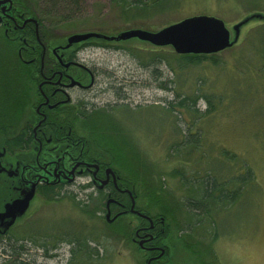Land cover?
<instances>
[{"label": "rangeland", "instance_id": "1", "mask_svg": "<svg viewBox=\"0 0 264 264\" xmlns=\"http://www.w3.org/2000/svg\"><path fill=\"white\" fill-rule=\"evenodd\" d=\"M16 3L21 15L34 17L22 0ZM160 7L164 10L159 11ZM155 8L159 12L129 23L110 0H82L75 13L88 22L86 26L153 31L189 16L215 15L225 21L231 40L236 23L252 14L261 16L241 26L232 46L208 54L218 64L209 57L180 69L179 53L171 45L157 46L138 37L112 42L91 38L74 44L80 61L95 72L96 81L88 89L73 91L76 101L69 112L78 116L75 104L93 111L100 107L91 117L74 120L76 132L88 139L95 153L106 159L111 156L121 183L135 190L145 212L167 218L164 241L170 250L163 264H264V0H162ZM6 27L0 25V83L4 63L8 80L2 81L7 82L10 97L0 116V155L4 165H15L16 160L35 164L39 144L23 149L12 148L11 140L10 146L6 142L40 118L36 112L39 67L27 62L37 53L30 48L36 43L31 35ZM49 28L41 27L40 36L51 49L66 45L74 33ZM24 39L30 42L26 51ZM69 71L89 83L87 71L78 67ZM183 98L186 106L179 105ZM109 116L119 136L105 121ZM193 138L196 142L187 144ZM136 152L154 165L150 177L144 174ZM45 154L43 150L40 156ZM247 168L253 175L231 204L225 207L222 202L209 218L195 215L189 201L199 198L196 187L208 174L233 190L238 185L236 176ZM26 175L30 177L29 171ZM15 180L0 172V211L17 196ZM87 182V177H80L76 184L53 189L49 197L41 193L42 188L36 191L26 212L16 218L13 231L21 237L43 231L47 243L45 247L19 241L25 243V259L33 264H147L150 254L132 241L131 216L108 224L102 208L95 214L81 208L79 200L93 194L92 189H79ZM91 209L96 212V206L91 204ZM75 232L89 236L76 256L72 249L77 242L69 240ZM2 240L6 243L7 238ZM2 248L0 264H6L9 256Z\"/></svg>", "mask_w": 264, "mask_h": 264}, {"label": "flooded vegetation", "instance_id": "2", "mask_svg": "<svg viewBox=\"0 0 264 264\" xmlns=\"http://www.w3.org/2000/svg\"><path fill=\"white\" fill-rule=\"evenodd\" d=\"M16 2L17 0H0V25L5 24L7 29L15 28L17 31H21L23 36L31 35L35 39L36 45L31 44L30 48L31 53H37L27 62L38 63L39 67L36 112L40 118L34 126L30 122L21 132L13 136L10 139L11 147L18 146L25 149L28 144L37 143L40 148L35 158V164L16 160L15 165L7 162H5L7 165H4L1 156L2 166H0L4 168L0 172L3 175L14 177L16 183L18 181V184L15 185L16 197L22 196V190L32 184L36 185V191L44 187L56 189L68 184H76L80 177H87L88 182L79 189H92L93 194H87L90 209L91 204L95 208L96 197L103 196L105 198L103 212L108 224H112L121 216H131L130 225L134 226L132 241L138 244L140 249L150 254L147 264H163L161 260L170 250L169 244L164 241L165 234L169 229L167 218L162 214L152 215L145 212L135 190L121 183V176L111 163V156L108 155L109 159H106L105 156H102L104 154L95 153L88 139L76 132L74 120L77 117H91L100 109L99 107L94 111L86 110L82 109L80 104H75L78 116H74V111L69 112L70 107L76 101L72 95L73 91L78 88L88 89L96 81L95 72L80 61L79 49L73 47L74 44L82 41L69 45L68 36L66 45L51 49L40 36L39 20L33 16L21 15L17 11ZM24 43L23 48L26 51L30 42L24 39ZM22 49L19 51L20 55ZM75 67L88 72L89 83H83L70 74L69 70ZM111 107L112 105L109 108ZM81 110L85 113H82ZM105 121L111 126L113 133L119 136V130L112 125L111 117L105 118ZM120 138L122 137L120 136ZM17 140L22 142L21 146L16 143ZM125 143L127 144V142ZM50 145H52L51 149L48 148ZM43 150L46 154L41 157L40 154ZM27 171H29L30 177L26 175ZM32 171H36L35 175L31 174ZM110 198H113L114 201L109 202ZM114 210L115 213H113ZM107 212H110L109 219L115 215L117 217L108 221ZM187 228L189 229V227ZM187 228L185 229L186 235L190 231ZM162 252L163 255H161ZM178 264L183 263L178 262Z\"/></svg>", "mask_w": 264, "mask_h": 264}, {"label": "trees", "instance_id": "3", "mask_svg": "<svg viewBox=\"0 0 264 264\" xmlns=\"http://www.w3.org/2000/svg\"><path fill=\"white\" fill-rule=\"evenodd\" d=\"M110 1L111 3H114L116 7L121 9L120 17L125 23H129L132 20H136L144 16L153 15L154 13L164 10L163 9L164 7H160L159 11H157L158 9L155 8L162 0H110ZM22 3L25 4V6L28 9H30L31 12H33L35 18L39 19L40 22L39 24L41 27L44 26L45 28L50 27L53 29L63 28L72 32L99 31L101 33L108 35H112L110 33L119 32V30L124 29L121 28L119 30L116 29L114 30L106 26H100L94 24L90 26H86V23L88 22L85 21L84 18H82L80 15L75 13L77 12L78 9H81L82 0H22ZM47 23L48 25H46ZM130 27L133 26L130 25H128V27L126 26V28H130ZM154 57L156 56L154 55ZM161 57H162L161 59H163V56ZM209 57L212 58V56L208 54H194V53L178 54L177 67L183 69L184 67L190 64H199L201 63L202 60L207 59ZM212 62L214 64H218V60L214 57L212 58ZM1 69L2 72H1L0 91H2L4 94L0 95V97L2 98V99L0 98V100L2 101L4 100V101L0 102V116L4 114L3 112L5 110L3 108L5 109L7 108L6 104L8 103L10 97L8 84L6 81L5 82L2 81L4 79H7L3 74L4 72H6V67L4 63L3 66L1 64ZM5 102L7 103L5 104ZM185 102H186V98H183L179 101V105L186 106ZM169 106L167 107L169 109H172ZM81 111L82 113H85L83 110ZM9 141L10 139H8V141L6 142L7 146H10L11 144V142ZM192 142H196L195 138H193L192 141H188L187 144L188 143L192 144ZM16 143L20 146L22 145V142L19 140H17ZM136 153L133 154L136 156L137 160L139 161L144 174L150 177L152 173H155V169L153 167L154 165H152L150 161L146 160V158L143 156L142 153H141L142 156L138 155V152ZM226 153L229 154V151H226ZM252 175L253 172L250 168H247L245 172H240L238 176H236L238 185H235L236 187L234 186L235 188L232 190L227 186H225L222 182H218L213 176H211V174H208L206 176V180L204 182L202 181V185L196 187L195 190L197 193L196 195L199 196V198L192 197V200L189 201V203H191V206L193 205L192 207L194 208L195 212L196 211L198 212V213L196 212L195 215L197 216L203 215L206 218H209L214 208L219 206V204H222V202L225 203L224 204L225 207L228 204H231L241 194L243 185H245L246 181L249 178H251ZM53 189H54L53 187L51 188L44 187L42 188L41 193L49 197V195L54 192ZM88 201H89V197L86 194L85 198L79 200L78 202L81 205V208L85 212H88V214L90 212L94 214L98 213L99 209L100 208L103 209V207L105 206V198L103 196L96 197V209H95L96 212L90 209ZM188 207H190V205H188ZM200 220L198 221V223L202 222V221L200 222ZM42 232L43 231L33 230L31 231L30 234L26 232L28 234H26L25 237H21L22 235H20L19 232L16 233L15 231H13V225L6 230L0 227V246L3 247L2 253L9 256L8 259H6L7 261L6 264H33L32 262H29L25 259L24 254L27 253L25 243L19 241L30 240L45 246L47 243V238L45 234H42ZM68 235H66L65 236L66 238L63 239L67 240ZM88 237L89 236L85 237L82 234H77L76 232L72 235V238L69 240H73L77 242L76 247L72 249L73 255L76 256L79 252H82L84 247H86L85 243H87V240L89 239ZM3 238H7L6 243H4L3 240L1 241V239ZM14 241L17 243H14Z\"/></svg>", "mask_w": 264, "mask_h": 264}, {"label": "water", "instance_id": "4", "mask_svg": "<svg viewBox=\"0 0 264 264\" xmlns=\"http://www.w3.org/2000/svg\"><path fill=\"white\" fill-rule=\"evenodd\" d=\"M259 16L261 14H252V16L236 23L233 27L235 32L232 40L230 30L222 18L215 15L200 14L186 17L157 31L145 28H130L119 32L117 35H108L99 31L74 32L69 35L68 44L91 38L119 41L138 37L157 46L171 45L179 54H211L232 46L238 40L241 26L250 18ZM1 166L0 171L4 168ZM22 193V196L6 202L4 210L0 211V227L4 230L9 229L16 218L26 212L36 193V185L32 184L30 187L23 189ZM108 201L111 202L114 199L110 198ZM133 208L134 203L132 204V210ZM109 217L110 212H107L106 218L108 221L115 219L117 215L112 219H109Z\"/></svg>", "mask_w": 264, "mask_h": 264}]
</instances>
